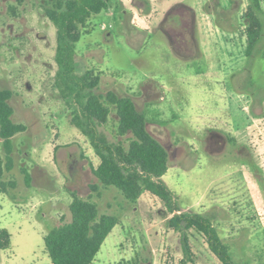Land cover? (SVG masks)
<instances>
[{
    "label": "rangeland",
    "instance_id": "rangeland-1",
    "mask_svg": "<svg viewBox=\"0 0 264 264\" xmlns=\"http://www.w3.org/2000/svg\"><path fill=\"white\" fill-rule=\"evenodd\" d=\"M197 1L109 0L83 28L77 71L99 76L94 94L130 97L145 114L147 130L168 151L162 180L180 210L210 216L234 262L264 264V0L263 35L251 58L235 45L249 1L234 0L227 11L217 0L203 3L222 11L212 14L220 29L237 33L228 34L232 46L219 43L216 51L201 44ZM49 6L0 0V89L12 91V119L27 126L12 138L13 167L4 173L15 186L0 191V234L8 235L0 238V264H50L44 236L71 220L72 193L118 217L92 264H179L180 233L169 226L164 202L149 191L129 202L95 176L99 158L70 122L73 108L56 85ZM98 130L127 147L114 107ZM189 238L194 264H221L203 235L191 229Z\"/></svg>",
    "mask_w": 264,
    "mask_h": 264
},
{
    "label": "trees",
    "instance_id": "trees-1",
    "mask_svg": "<svg viewBox=\"0 0 264 264\" xmlns=\"http://www.w3.org/2000/svg\"><path fill=\"white\" fill-rule=\"evenodd\" d=\"M242 17L245 20V55L251 58L256 44L263 35L261 0H248ZM234 0H228L223 7L217 0L220 10H229ZM51 6L45 8L49 20L56 27L57 64L56 85L63 98L72 106L70 122L90 141L99 164L93 172L104 186L118 189L129 202L136 201L144 191L160 198L172 216L169 226L180 233L183 257L179 264H194L189 231L200 233L221 264H244L234 262L227 245L220 238L217 229L208 215L181 211L171 189L162 180L169 168V154L161 142L148 130L145 114L136 108L132 98L119 96L108 91L104 96L96 95L93 89L98 86L99 76L92 70L77 71L76 44L83 34L89 18L109 8V0H48ZM214 3L204 6L207 13L220 14L213 9ZM189 11L194 19V11L185 4L175 7ZM169 14V13H168ZM194 24V23H193ZM218 24V23H217ZM231 31H235L232 29ZM172 46L174 42L169 36ZM12 91L0 89V138L4 155L0 153V191L14 187V182H6L5 171L13 167L12 138L27 129L22 123L12 119L14 109L10 104ZM111 107L117 116V134L126 136L127 147L122 140L109 141L98 130V125L108 120ZM71 220L50 229L44 236V245L51 259L50 264H92L105 238L118 223V217L99 214L95 202L72 193L69 204ZM4 235V236H2ZM5 232L0 238L7 239ZM8 242V240H7ZM4 244L0 241V246Z\"/></svg>",
    "mask_w": 264,
    "mask_h": 264
},
{
    "label": "crops",
    "instance_id": "crops-1",
    "mask_svg": "<svg viewBox=\"0 0 264 264\" xmlns=\"http://www.w3.org/2000/svg\"><path fill=\"white\" fill-rule=\"evenodd\" d=\"M199 1L200 0H198L196 6L192 8L195 10L196 17L199 20L197 25L199 27L201 36L205 35V41H201V44L208 45V46L210 44L213 45V48H215L213 51H216V46L219 43H220L219 45L232 46L233 39L235 38H230V37L237 36V33L235 31L231 33H225V30L220 29V27L215 22L213 15L210 13H207L203 9V5H204L203 3L206 2L207 0H201V4H199ZM222 4H223V7H228V0H224ZM247 5H245L243 10L241 11V15H243L244 11L246 10ZM228 34H230L229 35L230 37H228ZM246 43H247V40H246L245 28H244V30L242 31V36L239 38V42L235 41L236 47L238 46L239 48H241L240 50L241 55L245 54ZM255 118L257 117H252L250 119V120H253L252 123L255 121Z\"/></svg>",
    "mask_w": 264,
    "mask_h": 264
}]
</instances>
